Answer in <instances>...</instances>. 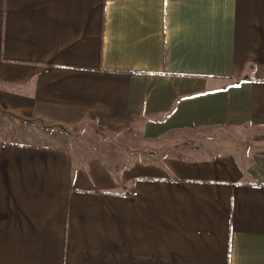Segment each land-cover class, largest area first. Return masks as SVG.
I'll list each match as a JSON object with an SVG mask.
<instances>
[{"label": "crops", "instance_id": "obj_1", "mask_svg": "<svg viewBox=\"0 0 264 264\" xmlns=\"http://www.w3.org/2000/svg\"><path fill=\"white\" fill-rule=\"evenodd\" d=\"M0 108L149 142L264 129V0H0ZM173 146L117 170L0 142V264H264V150Z\"/></svg>", "mask_w": 264, "mask_h": 264}, {"label": "rangeland", "instance_id": "obj_2", "mask_svg": "<svg viewBox=\"0 0 264 264\" xmlns=\"http://www.w3.org/2000/svg\"><path fill=\"white\" fill-rule=\"evenodd\" d=\"M247 131L248 134L242 135L229 131L210 132L182 141L178 138L170 142L165 139L149 142L139 133L129 131L114 133L87 126L78 135L70 136L59 128L47 126L39 121H18L16 115L4 112L0 108V142L45 145L49 148L64 149L72 154L76 163L95 158L115 168L129 160L144 159L145 155L152 151L161 152L159 155L174 152L175 143L179 146H206L212 140L218 139V141H230L233 145L245 144L252 150L263 151L264 129Z\"/></svg>", "mask_w": 264, "mask_h": 264}, {"label": "trees", "instance_id": "obj_3", "mask_svg": "<svg viewBox=\"0 0 264 264\" xmlns=\"http://www.w3.org/2000/svg\"><path fill=\"white\" fill-rule=\"evenodd\" d=\"M244 80V79H243ZM22 122H25V121H22ZM88 125H83L82 127H81V129L79 130V132L77 133V134H75V135H78L85 127H87ZM89 126H91V127H95V128H98V129H100V130H105V129H103V128H101V127H99V126H95V125H89ZM88 126V127H89ZM98 131V130H97ZM106 131V130H105ZM130 132V131H129ZM68 135H70V136H75V135H71V134H68ZM72 155V154H71ZM126 162H124V163H121L122 165L123 164H125ZM121 165V166H122ZM121 166H117L115 169H120V167Z\"/></svg>", "mask_w": 264, "mask_h": 264}]
</instances>
